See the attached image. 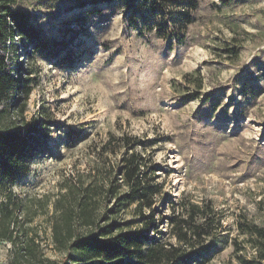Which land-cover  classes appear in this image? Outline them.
Here are the masks:
<instances>
[{
	"label": "rangeland",
	"instance_id": "374dc122",
	"mask_svg": "<svg viewBox=\"0 0 264 264\" xmlns=\"http://www.w3.org/2000/svg\"><path fill=\"white\" fill-rule=\"evenodd\" d=\"M81 1L14 5L51 46L16 41L23 51L18 59L8 54L6 71L17 77L26 56L33 92L23 117L47 123L28 172L0 182V207L8 196L22 205L19 227L35 238L40 258L84 264L53 242L54 203L69 177L88 183L104 158L118 159L99 155L111 134L132 135L161 188L160 232L150 236L175 243L170 215L184 201H211L222 227L195 264L254 259L238 221L264 227V0H198L182 42L150 28L164 23L160 15L137 21L124 0ZM15 255L16 247L0 240V264H14Z\"/></svg>",
	"mask_w": 264,
	"mask_h": 264
},
{
	"label": "trees",
	"instance_id": "16d2710c",
	"mask_svg": "<svg viewBox=\"0 0 264 264\" xmlns=\"http://www.w3.org/2000/svg\"><path fill=\"white\" fill-rule=\"evenodd\" d=\"M16 1L0 0V182L8 184L28 172L31 159L42 146L47 121L23 117L33 92L24 74L26 56L21 57L17 77L6 71V59L11 51L15 59L19 49L23 51L16 41H28L39 50L51 46L31 24L30 15L14 8ZM113 1L82 0L80 6ZM124 1L137 21L140 18L148 23L145 19L160 15L157 21L164 23L150 28L157 27L161 36L172 35L181 42L199 6L198 0ZM228 51L237 54L236 49ZM198 86H202L201 78ZM141 144L135 136L111 134L99 155L112 153L118 159L104 158L89 171L88 183L69 177L71 183L54 203L52 239L60 252L84 264H195L208 251L207 241L222 227L211 201H184L179 211L170 215L169 232L175 243L150 236L160 232L155 205L161 188L138 149ZM131 205H135L134 216L127 217ZM21 206L8 196L0 207V240L16 247L14 264H57L40 258L35 238L19 227L17 212ZM238 225L257 254L245 264H264V227L247 219H240Z\"/></svg>",
	"mask_w": 264,
	"mask_h": 264
}]
</instances>
